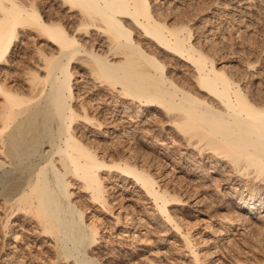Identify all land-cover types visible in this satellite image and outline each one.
<instances>
[{"label":"bare ground","instance_id":"obj_1","mask_svg":"<svg viewBox=\"0 0 264 264\" xmlns=\"http://www.w3.org/2000/svg\"><path fill=\"white\" fill-rule=\"evenodd\" d=\"M157 3L0 0L2 229L12 231L15 239L17 222L9 219L26 213L38 234L53 237L52 259L58 262L72 258L71 264H98L97 258H88L86 248L96 242L99 227L86 222L84 210L90 206L73 200L72 184L109 210L105 169L130 175L143 192L162 202L164 213L168 201L177 199L172 193L169 199V189L141 163L138 152L127 156L116 144L108 148L107 142L91 137L116 129L123 130L119 136L125 134V142L134 141L127 148L131 150L145 126L171 124L187 147L197 150L202 167L194 173L203 177L207 170L202 160H214L212 167L225 182L243 186L236 193L241 208L264 216V95L255 97L243 83L254 73L236 78L225 66L218 67L201 40H192L196 27L191 20L179 17L170 23ZM28 32L50 47L36 45L21 66L22 84H12L18 77L7 69L19 36ZM165 57L184 60L194 73L173 74ZM153 109L160 118L144 119ZM186 239L197 264H206Z\"/></svg>","mask_w":264,"mask_h":264},{"label":"rangeland","instance_id":"obj_2","mask_svg":"<svg viewBox=\"0 0 264 264\" xmlns=\"http://www.w3.org/2000/svg\"><path fill=\"white\" fill-rule=\"evenodd\" d=\"M172 1L158 0L155 6L162 8L170 23L180 18L191 20L193 28L196 27L192 40H201L204 50L215 55L217 66H225L236 78L245 72L254 73V78H246L243 83L249 85L254 96L264 95V0H185L183 4ZM18 41L12 66L7 69L19 79L10 80L12 84H22V67L36 45L50 47L33 32L21 34ZM148 46L155 50L152 45ZM165 58L173 74L190 77L194 73L184 60ZM144 117L160 118L154 109ZM145 127L139 130L140 142L134 144L136 149L132 151L127 148L134 141L126 143L125 134L119 136L121 129L91 137L102 144L107 142L108 148L116 144L126 155L134 157V152L135 156L139 153L141 163L149 167L160 185L169 189V199L171 193L177 199L168 201V210L164 213L160 209L162 202L143 192L139 182L130 175L105 169L102 174L113 207L109 210L98 201L90 200L89 192L78 183L72 184L73 200L90 206L84 210L86 222H95L99 227L96 242L86 248L88 258H97L98 264H197L195 254L188 247L186 238H190L206 264H264V216L256 217L255 213L251 216L241 208L236 193L243 186L225 182L222 172L212 167L214 160L208 158L202 160L206 174L202 177L201 173H194V169L202 167L196 161L197 150L189 149L171 124ZM121 144L127 145L126 149ZM45 150H49L48 146ZM2 202L0 197V264L72 263L68 262L72 258L67 262L52 259L53 237L38 234L37 224L22 211L9 219L10 223L17 222L15 229H19V236L14 239L8 229L6 233L1 222ZM261 211L264 213V208ZM85 261L81 264L89 263Z\"/></svg>","mask_w":264,"mask_h":264}]
</instances>
